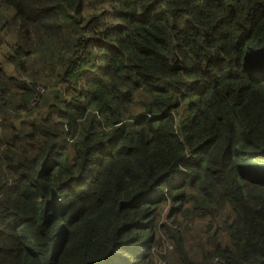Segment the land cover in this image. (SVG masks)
Returning <instances> with one entry per match:
<instances>
[{"label":"trees","instance_id":"1","mask_svg":"<svg viewBox=\"0 0 264 264\" xmlns=\"http://www.w3.org/2000/svg\"><path fill=\"white\" fill-rule=\"evenodd\" d=\"M0 264H264V0H0Z\"/></svg>","mask_w":264,"mask_h":264},{"label":"rangeland","instance_id":"2","mask_svg":"<svg viewBox=\"0 0 264 264\" xmlns=\"http://www.w3.org/2000/svg\"><path fill=\"white\" fill-rule=\"evenodd\" d=\"M232 181H233V182H236L237 179H236V178H232ZM237 206H239V205L237 204Z\"/></svg>","mask_w":264,"mask_h":264}]
</instances>
